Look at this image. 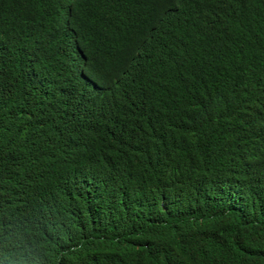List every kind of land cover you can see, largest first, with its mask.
<instances>
[{"label": "trees", "instance_id": "obj_1", "mask_svg": "<svg viewBox=\"0 0 264 264\" xmlns=\"http://www.w3.org/2000/svg\"><path fill=\"white\" fill-rule=\"evenodd\" d=\"M0 264H264V0H0Z\"/></svg>", "mask_w": 264, "mask_h": 264}]
</instances>
